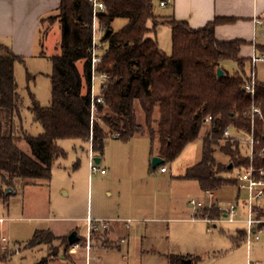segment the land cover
Segmentation results:
<instances>
[{
	"label": "trees",
	"instance_id": "obj_1",
	"mask_svg": "<svg viewBox=\"0 0 264 264\" xmlns=\"http://www.w3.org/2000/svg\"><path fill=\"white\" fill-rule=\"evenodd\" d=\"M98 1L104 6L96 16L102 31L98 70L108 78L99 91L102 103L95 105L96 118H91L92 6L88 0H60L53 16L60 28V40L59 53L48 57L50 103L43 107L29 94L28 111L41 128L37 136L25 132L21 119L22 98L14 66L22 59L0 44V200L6 203V190L14 192L18 185H48L54 162L66 156L57 145L63 139L90 143L91 152L100 156L107 139L127 142L145 136L150 141V155L156 151L163 159L162 164L151 168L155 171L176 159L204 129L201 159L182 176L196 181L203 192L235 187V180L226 175L250 162L255 169L264 167V82L255 80L252 95L244 90L248 59L239 53L245 41H218L214 36L215 26L226 19L215 18L202 28L192 29L185 21L155 16L153 0ZM118 19L125 23L115 30L113 24ZM159 25L170 29L169 54L156 40ZM45 34L41 29V42ZM225 61L235 63L233 74L222 66ZM218 69L223 72L220 78ZM136 106L143 123L138 122ZM208 117L211 119L206 122ZM225 128L253 140L252 160L240 153L237 141L228 142L223 135ZM21 141L28 145L29 154L18 147ZM216 148L228 159L226 164L216 161ZM199 215L215 220L222 212L211 206ZM238 233L242 238H232L236 245L244 235L243 231ZM45 236L55 237L49 231L36 230L26 244H45ZM64 245L72 246L68 239ZM51 257H42L35 264H51ZM186 259L170 255L167 264H184ZM3 262L5 257L0 256Z\"/></svg>",
	"mask_w": 264,
	"mask_h": 264
},
{
	"label": "rangeland",
	"instance_id": "obj_2",
	"mask_svg": "<svg viewBox=\"0 0 264 264\" xmlns=\"http://www.w3.org/2000/svg\"><path fill=\"white\" fill-rule=\"evenodd\" d=\"M165 12L167 10L158 6V0H153V14L161 17ZM54 15L46 17L42 23L46 33L42 42L39 37L31 49L19 50L22 62L14 66V78L22 98V124L31 136L39 135L41 128L28 111L29 94L43 107L50 103L48 75L51 64L48 57L59 53L60 40V28ZM124 23L125 20L118 19L113 28L117 30ZM156 33L161 50L169 54V27L159 25ZM222 66L230 74L236 71L234 62L225 61ZM249 72L246 66L247 76ZM256 74L257 81L264 82V62L257 63ZM94 94H99L97 82ZM136 111L138 122L143 123L138 106ZM98 115L94 112L93 118ZM204 132L203 129L195 142L165 164V174L158 169L152 171L151 160L156 151L150 155V141L145 136L127 142L107 139L100 156L90 153L89 144L80 140H59L57 145L66 156L54 162L49 184L18 185L17 193L11 194L6 203L0 200V256L5 257V262L0 264H35L47 256H52L51 264H167L170 255L184 256L193 264H264V227H260L262 230L256 234V241L251 239L247 243L245 233L238 245L232 240L235 235L242 238L237 231L245 228L241 222L246 218L241 206L246 199L244 191L227 186L215 193L216 204L223 209L235 205L238 198L237 218L240 222L237 223L207 224L196 219H201L199 214L203 209L194 210L189 204L190 201L208 203V196L196 181L182 179L185 170L201 159ZM227 140L229 143L237 141L240 153L248 155V136L231 131ZM224 142L226 140L220 144ZM17 145L29 154L24 141ZM96 157L101 159L97 165L104 169V174L89 171V163ZM215 157L217 162H228L219 148H216ZM235 173L233 169L226 176L233 179ZM256 213L258 219H264V200L259 201ZM110 219L131 222L128 228L119 223L124 226L111 233L109 243L100 220L108 222ZM88 220L95 223L97 230H91L87 240ZM109 224L111 226V222ZM36 230L49 231L55 237L45 236L46 243L37 246L26 244ZM72 232L80 238V247L75 253L64 245ZM87 249V255L82 253Z\"/></svg>",
	"mask_w": 264,
	"mask_h": 264
},
{
	"label": "crops",
	"instance_id": "obj_3",
	"mask_svg": "<svg viewBox=\"0 0 264 264\" xmlns=\"http://www.w3.org/2000/svg\"><path fill=\"white\" fill-rule=\"evenodd\" d=\"M161 1L165 3V6L162 8L167 10L161 17H173L175 20L185 21L192 29L202 28L215 18L226 19V22L215 26L214 36L218 41H231L236 39L245 41V45L241 47L239 55L241 58L248 59L247 67H249V71L251 57L256 56L259 58L255 63L254 69V76L257 81L256 65L257 63L264 62V0H158L159 7H161L159 5ZM59 2L60 0H0V44L10 48L16 55L22 54L19 50L25 48L31 49L40 36L39 33L42 29L41 20L56 14ZM255 20H260L261 24H255ZM156 40L158 42L157 33ZM100 161L101 159L99 158V163ZM166 172L167 169L165 172L160 173L165 174ZM235 187L237 188V186ZM216 192H204L208 196L207 205L202 201L197 202H201L204 208H209L214 205V207L220 210L223 209L219 204H216ZM15 193H17V187L11 194ZM237 199L236 204L238 205ZM241 206L245 210L243 205ZM196 219L209 224L205 220L207 218ZM110 222L111 226L109 224ZM121 222L127 228L130 227V223L127 225V221H120L119 219L105 221V224H108H106L105 228L102 227V231L109 243L111 233L124 226L123 224H119ZM90 231L91 229L88 226L87 238H89ZM242 231L245 233L244 229ZM232 238H236V235ZM78 239L80 238L78 237ZM250 242L251 240L249 242L247 241V243ZM101 247L107 248L110 246ZM82 253L87 255L88 249L87 252L83 251ZM85 258L87 259V257Z\"/></svg>",
	"mask_w": 264,
	"mask_h": 264
},
{
	"label": "built area",
	"instance_id": "obj_4",
	"mask_svg": "<svg viewBox=\"0 0 264 264\" xmlns=\"http://www.w3.org/2000/svg\"><path fill=\"white\" fill-rule=\"evenodd\" d=\"M92 6V42H91V48H90V71H91V84H90V96H91V118L93 119L94 112H96L95 105L98 103H102V98L98 95L94 94V84L97 82L99 84V91L101 88V85L105 83L108 76L106 73L101 72L98 70V66L101 62V55L98 48V41L102 35L101 29H99L97 24V13L104 10V6L101 2L98 0H88ZM159 5L161 7L165 6L164 2H160ZM255 24L260 25V20H255ZM259 60L256 56L251 57V63H250V72L247 76V81L244 85V90L249 93L253 94L254 92V86H255V76H254V69H255V63ZM254 112H258L256 109H253ZM210 117L206 119V122L210 121ZM224 137L228 138L230 136L229 129L225 128L223 132ZM118 135H116L117 137ZM253 145L254 142L250 138L249 143V152L248 156L250 160L253 158ZM90 147V143H89ZM90 153L91 149L89 148ZM236 171L233 179L237 183V188L239 191H244L246 193V199L242 201V205L245 208V216L246 218L241 221L245 224V235L246 239L249 242L251 239L258 240L257 233L262 230L260 227H264V219H258L256 216V208L258 207V203L260 200H264V167H261L259 169L253 168V166L250 164L248 167H239L234 169ZM89 171L90 173H96L99 172L100 174H104V169H101L94 161L91 159L89 163ZM160 172H165V167L159 168ZM190 206H192L195 210H201L204 208L203 204L201 202H195L190 201ZM222 216L218 220H209L205 219L209 224L214 222H220V221H226L228 223H235L240 222L238 217V209L237 204H231L225 209H221ZM103 225L102 227L105 228L106 224L104 220H100ZM99 221V222H100ZM89 223V229L95 230L96 225L92 220H88ZM130 221H127L126 224L129 225ZM89 238H87L88 240ZM3 241H5L4 238H2ZM80 245L79 242L76 244H73L70 247V252L75 253L79 249Z\"/></svg>",
	"mask_w": 264,
	"mask_h": 264
},
{
	"label": "water",
	"instance_id": "obj_5",
	"mask_svg": "<svg viewBox=\"0 0 264 264\" xmlns=\"http://www.w3.org/2000/svg\"><path fill=\"white\" fill-rule=\"evenodd\" d=\"M222 75H223L222 70L218 69L217 70V77L220 78ZM93 161L96 164H98L99 163V158L96 157V158H94ZM162 163H163V159H161V158H159L157 156L153 157L152 160H151V166H152V168H156L157 166H159ZM228 168L231 169L232 168V165L229 164L228 165ZM11 193H13L12 190H10V189H7L6 190V194L7 195H9ZM67 239H68V244L69 245L76 244L79 241V239L76 236V233L75 232L74 233H71L70 235H68ZM184 264H191V260L190 259L184 260Z\"/></svg>",
	"mask_w": 264,
	"mask_h": 264
}]
</instances>
